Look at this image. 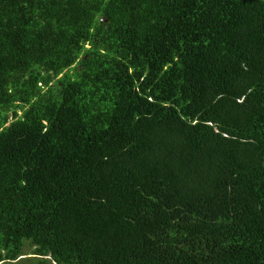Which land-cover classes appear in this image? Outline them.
<instances>
[{"label":"trees","instance_id":"obj_1","mask_svg":"<svg viewBox=\"0 0 264 264\" xmlns=\"http://www.w3.org/2000/svg\"><path fill=\"white\" fill-rule=\"evenodd\" d=\"M264 264V0H0V264Z\"/></svg>","mask_w":264,"mask_h":264},{"label":"rangeland","instance_id":"obj_2","mask_svg":"<svg viewBox=\"0 0 264 264\" xmlns=\"http://www.w3.org/2000/svg\"><path fill=\"white\" fill-rule=\"evenodd\" d=\"M20 264H21V263H20ZM22 264H27V261H26V260H25V261H23V262H22Z\"/></svg>","mask_w":264,"mask_h":264}]
</instances>
